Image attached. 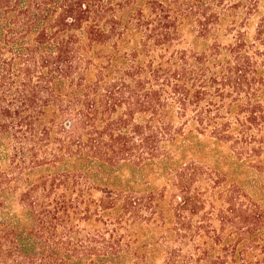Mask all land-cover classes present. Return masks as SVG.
<instances>
[{
  "label": "trees",
  "instance_id": "trees-1",
  "mask_svg": "<svg viewBox=\"0 0 264 264\" xmlns=\"http://www.w3.org/2000/svg\"><path fill=\"white\" fill-rule=\"evenodd\" d=\"M0 264H264V0H0Z\"/></svg>",
  "mask_w": 264,
  "mask_h": 264
}]
</instances>
